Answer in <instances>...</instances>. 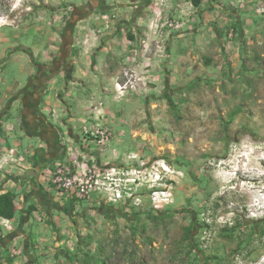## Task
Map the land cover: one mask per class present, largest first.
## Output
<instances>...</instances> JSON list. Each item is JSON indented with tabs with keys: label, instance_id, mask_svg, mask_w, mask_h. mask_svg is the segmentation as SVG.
I'll list each match as a JSON object with an SVG mask.
<instances>
[{
	"label": "rangeland",
	"instance_id": "374dc122",
	"mask_svg": "<svg viewBox=\"0 0 264 264\" xmlns=\"http://www.w3.org/2000/svg\"><path fill=\"white\" fill-rule=\"evenodd\" d=\"M89 1L0 0V40L10 38L0 44V51L8 45L35 49L41 44L44 74H50L52 59L72 49L71 38H83L79 47L89 54L108 35L142 33L130 23L142 22L151 13L152 0L142 20L134 18L133 11L73 15L75 7ZM101 14L109 16V26L98 18ZM154 51L155 46L150 53ZM12 52H7L2 69L6 81L17 87L29 77L21 73L22 59L10 60ZM25 64L34 74V66ZM263 65V60L243 57L239 66L199 70L190 82L156 93L151 92L156 78L148 75L147 85L140 84V91L123 98L143 96L141 111L150 137L134 142L138 146L130 143L121 154L114 149L95 151L94 134L83 130L80 135L91 142L85 151L95 157L90 164L98 169L165 164L170 170L156 184L155 177L142 181V208L118 205L119 216L112 221L78 216L66 264H264ZM65 76H55L50 85L65 88ZM3 95L0 92V98ZM12 119L17 123V117ZM166 182L172 183V201L156 209L148 196L150 186L163 189ZM9 257L8 249L0 248V264H11Z\"/></svg>",
	"mask_w": 264,
	"mask_h": 264
},
{
	"label": "crops",
	"instance_id": "0c3cea01",
	"mask_svg": "<svg viewBox=\"0 0 264 264\" xmlns=\"http://www.w3.org/2000/svg\"><path fill=\"white\" fill-rule=\"evenodd\" d=\"M182 1L185 0H174V5ZM191 1L197 16L184 32H174L168 37L167 56L157 62L153 71L157 84L152 85V93L164 87L167 92L175 84L190 82L199 70L209 71L215 65L224 69L232 63L236 67L243 57L254 62L264 61V0ZM95 2L101 4L103 10L133 11L134 18L145 19L140 12L144 6L141 0ZM148 19L131 25L136 30L140 27L145 30ZM5 41L10 38H3L2 42ZM83 41L81 37L75 41L71 38L72 49L67 48L68 53L56 59L58 77H64L65 73L68 76L65 88H55L48 80L43 83L40 102L34 103L24 96L15 100L8 110H5L8 94L16 93L25 84L18 83L15 87L14 83L6 81L3 59L12 49L10 60H23L21 73L27 72L31 78L28 91L31 94L33 82L38 84V80H33L32 69L28 71L25 63L34 66L33 57L43 62V48L41 44L35 45V49L20 44L8 45L2 49L4 52L0 51V81L4 84L0 87V92L4 93L0 98V147L17 148L26 157L24 168L13 165L0 173V194L6 191L16 194L13 228L8 231L0 225V248L9 251L15 243L24 248L23 255L13 257L11 264H66V260H71L66 251L74 242L72 235L78 230L75 227L78 216L88 221H112L119 216L118 205L98 201L95 196L89 200L73 195L59 196L45 183L42 174L65 156L67 141H74L85 150L91 142L80 134L99 123L112 129L113 138L105 148V145L95 144V151L114 149L121 154L130 143L133 145L150 137L141 111L143 96L129 101L128 97H116L115 78L134 55L126 38L108 35L96 43L89 54L79 47ZM2 42L0 40V44ZM173 51L176 52L174 57ZM163 80L164 85H161ZM119 103L122 105H117ZM54 109L59 111L58 119L53 116ZM14 117L17 123L11 120ZM8 123H13L15 129L7 142H3L4 127ZM137 143L134 145L138 146ZM30 208L34 209L30 211Z\"/></svg>",
	"mask_w": 264,
	"mask_h": 264
},
{
	"label": "built area",
	"instance_id": "2783aa9c",
	"mask_svg": "<svg viewBox=\"0 0 264 264\" xmlns=\"http://www.w3.org/2000/svg\"><path fill=\"white\" fill-rule=\"evenodd\" d=\"M151 13L145 30L142 33L135 31L136 38H126V44L130 47L131 54H134L129 62L124 66L121 73L115 78L116 97L121 98L130 91H140L138 87L147 85L144 81L148 75L153 78L154 68L160 59L167 56L166 42L168 37L174 33L184 32L197 16V10L191 0L178 2L174 5V0H152ZM264 13V10L262 11ZM105 19L109 26V16L101 14L98 18ZM153 46L155 51L153 54ZM58 110H53V116L59 118ZM100 118V117H99ZM3 142H7L11 136L15 125L8 123L5 125ZM92 131L96 144L108 145L113 138V131L109 126L99 123ZM65 156L56 161L53 166L46 169L44 176L45 183L56 191L59 196H77L81 199L92 198L93 195H101L102 198L111 205L132 206L135 209L143 207V196L139 192V187L145 177H155L154 183L164 179V171L170 169L165 165L151 166L142 164L141 167H112L104 170L98 169L95 164V157L89 155L85 150L77 147L74 141H67ZM26 157L17 148L8 145L0 147V173L16 165L24 168ZM162 167V168H161ZM151 184L149 198L154 208L160 209L172 201V183L166 182L163 189H159ZM0 225L11 231L13 220L0 218ZM15 243L9 248L12 257L23 255V249Z\"/></svg>",
	"mask_w": 264,
	"mask_h": 264
},
{
	"label": "flooded vegetation",
	"instance_id": "af4514ba",
	"mask_svg": "<svg viewBox=\"0 0 264 264\" xmlns=\"http://www.w3.org/2000/svg\"><path fill=\"white\" fill-rule=\"evenodd\" d=\"M141 2H143L144 6L140 9V12H143L150 3V0H141ZM95 0H90L87 4H85L84 6H77L74 9L73 15L75 16L77 13H79L78 18H80L81 16H85V15H89L92 14L96 11H103V7L101 4H95ZM77 18V19H78ZM81 20V19H79ZM130 23V26H132ZM32 54V53H31ZM33 55V54H32ZM58 58V57H57ZM56 58V59H57ZM56 59H52L51 63V73L50 74H44L45 70L43 69L44 64L43 62L39 61V60H35L33 57V62H34V66H35V72L32 75L33 80L37 81L38 80V84L33 82L32 88L34 89L33 92L31 94L28 93L29 89L31 88L30 86V81L31 78H29L27 80V83L20 89L18 90L16 93L11 94L8 98V100L5 103V110H8L10 105L15 101L18 100L24 96H26V98H28V100H32L35 102H40L42 99V86L43 83H45L46 81H50L52 80L55 76H58L57 72L59 71V66H58V61ZM56 72V75H54ZM66 80L68 79L67 73H66ZM34 86V87H33Z\"/></svg>",
	"mask_w": 264,
	"mask_h": 264
},
{
	"label": "trees",
	"instance_id": "16d2710c",
	"mask_svg": "<svg viewBox=\"0 0 264 264\" xmlns=\"http://www.w3.org/2000/svg\"><path fill=\"white\" fill-rule=\"evenodd\" d=\"M131 39H135V34L129 33ZM33 57V55L31 54ZM16 194L13 191H6L0 194V217L12 219L16 215ZM34 208H30L32 211ZM13 257H9L8 261L13 263ZM100 264V263H99Z\"/></svg>",
	"mask_w": 264,
	"mask_h": 264
},
{
	"label": "water",
	"instance_id": "95a60500",
	"mask_svg": "<svg viewBox=\"0 0 264 264\" xmlns=\"http://www.w3.org/2000/svg\"><path fill=\"white\" fill-rule=\"evenodd\" d=\"M73 27H74V25H73ZM27 176H28V172L25 174V176L23 178L25 179V178H27Z\"/></svg>",
	"mask_w": 264,
	"mask_h": 264
}]
</instances>
